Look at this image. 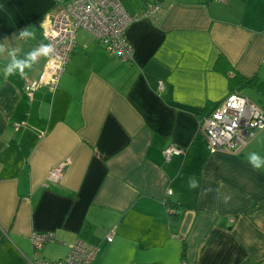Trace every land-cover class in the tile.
I'll return each mask as SVG.
<instances>
[{
	"label": "crops",
	"instance_id": "0c3cea01",
	"mask_svg": "<svg viewBox=\"0 0 264 264\" xmlns=\"http://www.w3.org/2000/svg\"><path fill=\"white\" fill-rule=\"evenodd\" d=\"M121 2L131 16L161 7L126 30L132 59L84 31L57 86L30 99L47 57L23 78L4 69L46 45L54 2L0 0V264H31L46 232L48 262L79 241L97 248L91 264H264V167L247 160L264 157V129L236 154L209 153L200 133L233 92L264 117V0ZM170 146L182 154L166 160ZM53 168L63 179L44 186Z\"/></svg>",
	"mask_w": 264,
	"mask_h": 264
},
{
	"label": "built area",
	"instance_id": "2783aa9c",
	"mask_svg": "<svg viewBox=\"0 0 264 264\" xmlns=\"http://www.w3.org/2000/svg\"><path fill=\"white\" fill-rule=\"evenodd\" d=\"M53 2L52 21L44 32L46 45H51L53 51L47 56L39 80L31 82L25 89L30 99L42 84H47L52 89L57 86L59 77L64 73L76 48L79 30L87 32L111 55L127 62L132 59V49L125 40L126 30L140 19L155 16L161 8L158 3H148L139 15L131 16L121 0H53ZM159 89L163 90L161 83ZM240 100L244 101L243 105H240ZM262 129L263 115L247 98L233 92L217 104L211 114L203 118L200 133L205 139L209 153L222 151L236 154ZM181 154L182 151L173 146L163 151L166 160ZM62 179L63 169L53 168L49 171L44 186L59 184ZM113 235L114 230L108 234L106 241L111 243ZM53 240L54 236L50 232L31 235L33 251L31 264H91L98 251L96 247L77 241L69 246V252L63 259L57 262L39 260V251Z\"/></svg>",
	"mask_w": 264,
	"mask_h": 264
},
{
	"label": "clouds",
	"instance_id": "9594fccd",
	"mask_svg": "<svg viewBox=\"0 0 264 264\" xmlns=\"http://www.w3.org/2000/svg\"><path fill=\"white\" fill-rule=\"evenodd\" d=\"M21 38L28 39L33 38V33L28 30L21 32ZM4 48L0 47V52H3ZM53 49L51 45H41L39 48H36L34 51L28 54L26 60H17L15 58V53H9L12 55V62L5 66V74L13 75L19 73L21 78L27 75L25 69H32L33 65L36 64L39 57L44 56L47 57L52 53ZM244 101L240 100V105H243ZM248 162L256 169H260L264 167V157H261L257 153L253 152L247 157ZM189 187L191 189H196L199 187V182L195 178H191L189 180ZM230 197H225V202H227Z\"/></svg>",
	"mask_w": 264,
	"mask_h": 264
},
{
	"label": "trees",
	"instance_id": "16d2710c",
	"mask_svg": "<svg viewBox=\"0 0 264 264\" xmlns=\"http://www.w3.org/2000/svg\"><path fill=\"white\" fill-rule=\"evenodd\" d=\"M231 78V86H234L236 89H238L239 91L241 89H244L246 87H250L253 86L255 84V80L253 78H245L241 75H233ZM256 79V78H255ZM258 88H262V85L259 84ZM177 207V206H176ZM174 208V206H172V209Z\"/></svg>",
	"mask_w": 264,
	"mask_h": 264
},
{
	"label": "rangeland",
	"instance_id": "374dc122",
	"mask_svg": "<svg viewBox=\"0 0 264 264\" xmlns=\"http://www.w3.org/2000/svg\"><path fill=\"white\" fill-rule=\"evenodd\" d=\"M151 4H153V3H151ZM86 34H87V33H85L84 31L80 30V31H79V34H77V36H78V40L81 39V37H83V36H87ZM251 93H252L251 90H245V91H244V95L247 96L248 98L250 97V94H251ZM249 99H250V98H249ZM250 101L255 102V100H252V99H250Z\"/></svg>",
	"mask_w": 264,
	"mask_h": 264
}]
</instances>
